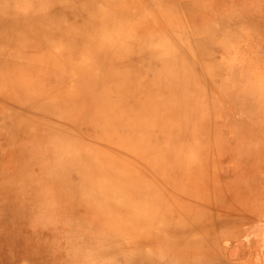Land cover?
<instances>
[{
	"label": "rangeland",
	"instance_id": "obj_1",
	"mask_svg": "<svg viewBox=\"0 0 264 264\" xmlns=\"http://www.w3.org/2000/svg\"><path fill=\"white\" fill-rule=\"evenodd\" d=\"M102 1L0 0V92L14 103L3 104L0 95V264H130L137 254L159 264H264V207L223 240L194 234L191 245L179 247L140 241L162 238L165 230L156 223L144 232L134 223L157 183L183 176L176 164L189 167L200 150L203 158L212 149L224 181H241L236 153L246 159L252 152L264 165V0H156L169 7L164 30H154L158 10L150 0H110L139 3L129 8L134 16H111ZM92 10L94 23L84 16ZM140 20L146 39L140 32L123 39ZM19 27L29 30L10 34ZM77 29L99 45H119L131 61L142 44L151 58L135 68L149 71V90L160 93L151 117L138 108L125 122L122 109L97 104L92 118L76 114L83 83L95 93L106 89L101 77L113 74L109 62L87 69L91 59L66 53L70 41L54 38ZM44 49L55 56L50 62L32 60ZM22 52L31 55L19 59ZM66 61L79 68L60 70ZM124 64L115 66L129 68ZM55 83L72 90L49 99L50 90L59 91Z\"/></svg>",
	"mask_w": 264,
	"mask_h": 264
},
{
	"label": "bare ground",
	"instance_id": "obj_2",
	"mask_svg": "<svg viewBox=\"0 0 264 264\" xmlns=\"http://www.w3.org/2000/svg\"><path fill=\"white\" fill-rule=\"evenodd\" d=\"M81 1L86 2L87 0ZM150 1V6H156V9L158 10L155 11V8L153 7L154 11L151 19L154 18V30L166 29L167 24L166 22L163 23L161 21V17L166 14L167 10H165V8L169 7L164 5V3L161 4L160 2H157L156 0ZM101 4L104 6L106 5V7L110 10L109 14L111 16H134L136 11H131L129 8L132 7L136 10L139 3L133 2V4H126L120 1L118 3H112L110 0H103ZM162 7H164V9H162ZM85 14V18L88 16L91 19L90 23H94L95 17H98V12L95 11ZM142 17L146 20L144 15H142ZM110 21L111 20H103L102 22L109 25L111 23ZM137 26V28H131L125 31L127 35L123 36V39L127 40V37H130V34L140 32L141 42L144 41L146 39V32L142 28L143 24L141 23V20ZM124 29L126 28H123V30ZM26 30L29 29L26 27H19L15 32H8L15 35V37H20L25 35ZM81 36L82 35H79V29H77L68 35H56L54 38L70 41L71 44L66 53L68 51L76 52L80 56L91 59L90 64L87 65V69L98 70L101 62H109L111 64V68L107 71H109V73L112 72L113 74L111 76L106 74L102 77L100 75L103 87H106V89L100 88L99 91H95V93L92 91L87 93L84 87L85 84L83 83L82 92L84 93H81L80 97L82 104H80L77 100L75 101L79 103V111L76 114H87L88 117L92 118V116H90L92 106L97 104L101 107V109L107 110V112H109V110L113 111L115 107H118L115 109H122L124 115L122 114L121 116L123 120L125 119V122L130 114L134 112V109L137 110L138 108L139 110L137 111L141 114V116L147 118L151 117L153 113V111H149L150 105L153 106L151 100L154 102V96L157 98L160 93H153L149 90V88H151L147 84V80H149L150 77L147 74L149 71L146 70L145 72L144 69L135 68L136 64L140 65V67L144 66V62L151 58L148 55L145 57L147 53L143 52L144 49L142 48V44L140 43L138 45L137 50L139 54L136 56L137 59L131 57L135 59L131 61L130 57H126V55L123 56L121 54L122 52L120 50L122 49L119 45L114 43L99 45L96 42L95 37L87 36V38H82ZM46 41L47 40H45L44 43ZM75 46L78 50L74 49ZM115 52L120 53L118 56L121 61L116 59L117 55ZM125 54H127V52H125ZM29 55L31 54L29 53L27 55L25 52H22L16 56L19 59H27L26 57H29ZM33 57H31L32 60L37 63L47 64V62H50L55 56L51 55L49 51L44 49L38 57L35 55ZM119 63H125L124 65H128L127 67L129 68L115 66ZM57 66L63 71L65 69H68L69 71H76L79 68V65L71 64L70 61H66L64 64L61 63V66L60 64ZM160 69L164 70L163 67H160L159 69L156 68V70ZM134 71L140 72L141 74L145 72L146 74L145 76L142 75V77L139 78L136 76L133 77L131 75ZM157 72L160 73L161 71ZM114 75L116 82H112L114 81L112 78ZM59 84L61 83L54 84V87H59V91L56 90L55 92H51L50 90V92L47 93L49 99L50 97L52 99L56 98L57 101V99H61V97L64 96V91L72 90V87H63V84L60 87ZM44 86H48V84H44ZM41 89L44 88L41 87ZM53 89L54 88L52 87V90ZM22 90L26 92L25 95H28V92H31L30 89L25 86H23ZM113 91L117 93H114ZM42 92H44V90H42ZM110 93H113L116 98L115 100H109L107 102V97ZM0 95L3 97V99H1L3 104L14 105L10 93L7 95L6 93L2 94V92H0ZM135 95L138 96L137 100ZM34 100L40 99L35 98ZM14 107L18 112H20L18 107ZM43 108L44 111H46L50 107L44 105ZM36 109L37 107L34 108V106H32L30 108V113L35 112ZM162 112L165 113V110H162ZM23 113L26 112H21V114ZM98 136H102V139L105 140V133L100 132L98 133ZM126 151L130 152V150H124V152ZM157 151H161V149L158 148ZM207 151L209 152V155L207 154L203 158L202 150H200V153L197 156H194L193 153L194 158L189 167L176 164V166L180 167V173H183V176H179L176 179L175 177L168 179L169 184L167 185H163L161 182L157 183V186H155V195L150 202V206H142L144 207V213L141 214L143 218L139 219V221H134V223L142 227L144 232V228H148L157 223L155 226L159 227L162 231L165 230V233L162 238L154 237L152 239H148V237L144 238V236H138L137 238L140 241L147 243L151 242L150 244L158 242L162 248L164 246L163 243L167 241L170 243H165V245L167 244L169 246L176 245L179 247L181 245H191L193 239L190 237L194 236V234H200L201 237H206L209 234L214 235V242L216 240H223L229 235V233H226L227 230H240L241 227L247 225L252 220L251 218L254 215L253 212L264 207V165L256 163L254 153L251 152L246 159L242 158L240 153L235 154L238 160H240V158L242 160L240 162L238 161V163L243 165L244 173L240 175L241 179L239 178V175H237L241 181L230 182L227 180L224 181V179H222V175L218 172L221 166L216 162V157L212 154V149L207 147ZM231 156L232 155L229 154L227 155L228 158ZM170 169L171 166H168L166 169L162 170V175L168 177L167 175L170 173ZM174 179L175 181H173ZM163 181L167 180H164L163 177ZM144 215H147L148 218L145 219ZM170 240L173 241L171 242ZM153 262L154 264H159V261L155 258L137 254L132 256L130 264H153Z\"/></svg>",
	"mask_w": 264,
	"mask_h": 264
}]
</instances>
